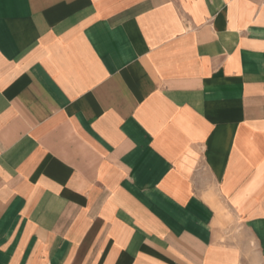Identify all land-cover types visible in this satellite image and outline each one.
I'll use <instances>...</instances> for the list:
<instances>
[{
  "label": "crops",
  "instance_id": "1",
  "mask_svg": "<svg viewBox=\"0 0 264 264\" xmlns=\"http://www.w3.org/2000/svg\"><path fill=\"white\" fill-rule=\"evenodd\" d=\"M0 264H264V0H0Z\"/></svg>",
  "mask_w": 264,
  "mask_h": 264
}]
</instances>
